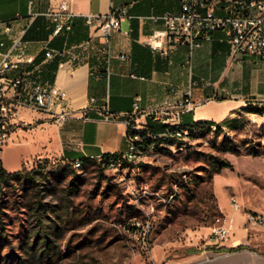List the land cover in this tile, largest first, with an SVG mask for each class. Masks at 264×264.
Here are the masks:
<instances>
[{
  "label": "crops",
  "instance_id": "obj_1",
  "mask_svg": "<svg viewBox=\"0 0 264 264\" xmlns=\"http://www.w3.org/2000/svg\"><path fill=\"white\" fill-rule=\"evenodd\" d=\"M61 2L67 3L75 17L69 32L53 35V23L44 12ZM225 4L221 0L209 7L223 15ZM118 8L129 18L121 20L120 30L112 32L107 41L97 25L85 22L86 14H108ZM178 9V0H32L31 4L29 0H0V61L20 35L32 60L4 73L6 78H21L22 83L17 94L8 92L17 104L19 122L2 149L1 168L14 172L38 159L71 162L123 152L125 121L136 97L144 111L166 102L174 104L189 92L193 108L182 114L184 124H220L247 104L263 106L264 66L252 58L230 55L222 32H212L191 53L182 40L161 35L164 26L152 17ZM152 41L155 49L150 46ZM105 48L107 52L102 51ZM47 50L54 52L52 57H45ZM35 83L52 91L47 111L22 105ZM91 98L96 102H90ZM62 112L67 117L57 122ZM105 112L112 117L103 118ZM147 122L153 124L149 117L137 114L136 123L144 126ZM166 137L175 138L160 135ZM220 211L234 223L228 238L213 245L207 237L212 226L204 227L208 232L202 242H193L187 234L192 243L157 256L159 262L264 264V228L247 226L244 213L234 208L224 211L220 207ZM238 245L250 249L218 250Z\"/></svg>",
  "mask_w": 264,
  "mask_h": 264
},
{
  "label": "rangeland",
  "instance_id": "obj_2",
  "mask_svg": "<svg viewBox=\"0 0 264 264\" xmlns=\"http://www.w3.org/2000/svg\"><path fill=\"white\" fill-rule=\"evenodd\" d=\"M212 161H228L231 167L210 174ZM155 162L141 161L136 167L133 160H121L119 179L91 159L76 167L78 192L70 199L67 161L38 159L24 166H45L53 178L38 186L0 185V264H161L157 256L192 243L187 234L202 242L208 232L204 227L222 214L220 207L229 211L236 201L239 213L264 212V115L237 112L218 126L194 127L175 146L165 147L161 157L155 155ZM180 182L186 187L178 188ZM144 187L150 194L142 200ZM36 188L44 202L59 206L71 201L74 209L60 211L61 220L51 215L57 245L42 255L30 247L36 234L31 209ZM147 203L154 210L145 230L142 208Z\"/></svg>",
  "mask_w": 264,
  "mask_h": 264
},
{
  "label": "built area",
  "instance_id": "obj_3",
  "mask_svg": "<svg viewBox=\"0 0 264 264\" xmlns=\"http://www.w3.org/2000/svg\"><path fill=\"white\" fill-rule=\"evenodd\" d=\"M221 0H178L179 9L176 11H165L159 16L152 17L156 21H161L164 30L161 35L165 37L174 36L182 40L189 47V53L197 47L201 41L208 40L212 32L220 31L223 33V42L228 47L229 54L238 57L252 58L264 66V0H223L225 1V13L223 15L214 14L209 7L211 2ZM32 0H29V4ZM53 23V35L69 32L72 28V20L75 15L70 11L66 2H61L54 9L44 12ZM124 18H129L125 10L118 8L108 14H86L85 22L88 25H97L102 31V35L108 40L110 34L120 30V22ZM156 37V34L153 35ZM152 48L156 44L150 43ZM27 42L23 35L16 37L10 48L3 54L0 61V157L4 145L9 140L10 134L18 124V109L8 92L17 94L20 90L22 79L6 78L4 73L9 70H18L22 65L31 63V58L27 55ZM102 51L107 52V49ZM54 52L47 50L45 57H52ZM59 55L61 53L57 52ZM52 91L42 84L35 83L31 86L26 101L22 104L36 110L47 111L52 100ZM63 94H60L62 98ZM96 98H91L90 102H96ZM139 97L133 102V110L125 121L126 124V149L117 153L124 155V160L135 161L136 167L141 165V161H154L155 155H161L162 143L155 142L160 135H174L176 138H183L186 129L179 128L183 113L192 110L193 103L190 101V94H182L174 103H163L152 109L141 111L139 109ZM151 117L153 122H157L168 127H174L172 131L168 129L162 133L149 132L145 126L136 123L137 114ZM67 117V113H58L57 122H62ZM112 114L105 112L103 118H111ZM111 156V155H110ZM109 157V156H108ZM97 160L101 161L107 170L120 175V169L116 165H107V157L100 156ZM75 167V160L72 161ZM76 168V167H75ZM150 191L144 187L141 189L139 199L148 198ZM138 199V200H139ZM139 202V201H138ZM235 210L239 209L236 201H232ZM142 208L146 223L143 228L149 226V218L154 206L151 203ZM246 225L249 227L264 228V213L248 211L244 213ZM138 225V224H137ZM234 230V223L231 218L225 215H218L211 227L208 239L213 245H218L228 238ZM197 234H194V237ZM202 237V234H201ZM203 235V239H204ZM190 238V240H192Z\"/></svg>",
  "mask_w": 264,
  "mask_h": 264
},
{
  "label": "trees",
  "instance_id": "obj_4",
  "mask_svg": "<svg viewBox=\"0 0 264 264\" xmlns=\"http://www.w3.org/2000/svg\"><path fill=\"white\" fill-rule=\"evenodd\" d=\"M55 66H52V69H55ZM46 77L49 78V80H51V77L47 76ZM242 112L244 113H255L258 114L260 116L264 115V105L261 107L258 106H253L252 104H247L246 107H244L242 109ZM149 119L151 120V117H149ZM228 121V120H227ZM227 121H224L222 123H225ZM151 123L147 122L144 126L145 128L152 133H162L164 131H166L167 129L169 131H172L174 129V127H168L167 125H163L157 122H153L151 120ZM213 125V123H206V122H193L191 124H184L182 121L179 125V128L181 129H187V132L192 131V129L194 127L199 128V129H204L206 127V125ZM218 126V124H216ZM160 142L163 144V146H161V151L165 148V147H173L175 146V144L179 143L180 140H176L173 137H166V138H158L155 140V142ZM180 146L177 145L175 148H179ZM254 155H256L255 152H250ZM118 156L119 154L114 153V154H104L103 157H108V156ZM91 159L89 158H84L81 159V164L87 163L88 161H90ZM47 160H45V163ZM68 162V161H67ZM69 166L67 168V171H65V177L68 178V183H67V187H66V194H67V198L70 199L71 196H74L77 194L78 192V175H77V168H75L72 165V161L68 162ZM127 164V163H126ZM45 167V166H44ZM43 166H38L35 169H31V170H27L26 168H21L18 171H14V172H6L5 170H3L0 166V185L5 184V183H9V182H16V183H21L23 185H29V184H33L34 186H38L39 181L40 180H49L53 178V175L51 174V172L46 171L44 169ZM224 167H231V164L228 161H212L211 162V173L210 174H215L217 173L220 169L224 168ZM66 170V169H65ZM64 172V170L62 171ZM61 172V173H62ZM63 175V174H62ZM178 188H185L186 185L184 183L177 184ZM34 200L32 202L31 205V209L33 211V219L35 222V229H36V234L33 236L32 238V243L30 245L31 249H35L39 248L41 254L48 252L49 250H53L55 249L57 242H56V234L55 233H51L53 231V227L52 224L55 226V221L51 220V215H56V219L57 220H61V214L60 211L64 210L66 214L70 213L74 211L73 209V205L72 202L67 201L65 204H60L59 206H54L52 204H49L47 202L43 201V197L40 196V190L38 188H36V192L35 195L33 196ZM57 208V209H55ZM46 220H48V222H46ZM242 249H250L249 247L243 246V245H238L236 247L233 248H219L218 250H223L226 252H236V251H240Z\"/></svg>",
  "mask_w": 264,
  "mask_h": 264
},
{
  "label": "bare ground",
  "instance_id": "obj_5",
  "mask_svg": "<svg viewBox=\"0 0 264 264\" xmlns=\"http://www.w3.org/2000/svg\"><path fill=\"white\" fill-rule=\"evenodd\" d=\"M176 140H178V139H176ZM121 160L122 161L124 160V155H122V154H119L118 156H109V157H107V165H116L117 166V165L120 164ZM80 164H81V161L80 160H75V167L80 166Z\"/></svg>",
  "mask_w": 264,
  "mask_h": 264
}]
</instances>
